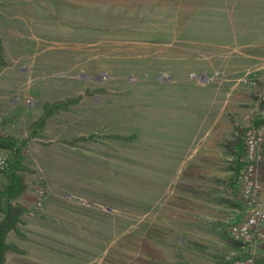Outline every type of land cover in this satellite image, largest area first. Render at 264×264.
Wrapping results in <instances>:
<instances>
[{
    "label": "rangeland",
    "instance_id": "obj_1",
    "mask_svg": "<svg viewBox=\"0 0 264 264\" xmlns=\"http://www.w3.org/2000/svg\"><path fill=\"white\" fill-rule=\"evenodd\" d=\"M181 5L0 0V131L26 137L47 100L81 96L23 146L36 169L20 197L30 211L7 236L22 251L4 264H232L259 250L260 237L244 245L224 231L247 212L240 189L230 198L177 182L219 120L233 139L232 125H251L258 113L264 11H250L239 34L250 50L242 58L238 41L212 42L215 27L201 31L192 4ZM170 194L201 203L197 218L162 213ZM152 224L166 241L146 235Z\"/></svg>",
    "mask_w": 264,
    "mask_h": 264
},
{
    "label": "trees",
    "instance_id": "obj_2",
    "mask_svg": "<svg viewBox=\"0 0 264 264\" xmlns=\"http://www.w3.org/2000/svg\"><path fill=\"white\" fill-rule=\"evenodd\" d=\"M6 61V51L0 38V64L6 63ZM80 99L81 96L76 95L64 97L59 100H47L42 106V112L38 118L30 124V133L26 137L21 138L0 131V148H6L8 150L7 154L0 158V172L5 178L4 184L0 186V264L5 263L9 253L22 251L18 245L8 241L7 236L10 231H20L19 224L22 223L25 214L30 211L29 207L20 197L28 190V175L34 173L36 169L25 162L23 146L45 125L47 118L55 113L69 110L70 106L78 103ZM257 104L259 111L253 118L251 125H232L236 132L233 139L227 138L223 133L230 124L229 121L224 119L216 123V128L207 139L208 146H217L221 144L230 149L233 153V157L230 160L233 175L227 180L230 187L235 183L240 184L245 161V138L248 132L251 127L257 126L264 121V98L260 97ZM79 138L81 137H78V139ZM262 152L263 158L259 162L258 171L261 191L264 196V140L262 142ZM199 171H201L199 166L188 164L182 169L181 176H189L191 178L198 177L200 176ZM177 186L193 192H202L201 188L193 181L184 182L181 180L177 182ZM200 208H203L201 203L178 194H170L161 206L160 211L169 216L188 220L196 219L197 216L195 215V211ZM233 223V221L225 223L224 226V231L230 235L231 238L233 236L230 233L229 227ZM145 233L147 236L160 241H166L169 236V233L158 224L150 225ZM258 247L259 250L254 253L253 264H264V239L261 240ZM233 260L235 261L236 259ZM224 262L226 261H220L218 264H224Z\"/></svg>",
    "mask_w": 264,
    "mask_h": 264
},
{
    "label": "crops",
    "instance_id": "obj_3",
    "mask_svg": "<svg viewBox=\"0 0 264 264\" xmlns=\"http://www.w3.org/2000/svg\"><path fill=\"white\" fill-rule=\"evenodd\" d=\"M165 1H168V3L171 2V0ZM178 2L179 4H182L180 7H178L181 9L182 7L187 8V5L192 4L189 7H193L194 10V15L192 16L194 24L198 26L201 31H203L206 26L211 27V29L215 27L216 31H211L209 34L210 40H212V42L238 41L237 43H239L240 52H242L239 54V56H241L242 58H248V52H250V50L248 47L242 44L245 42H242L243 40L240 37L244 30V27L252 22L249 19L250 11H264V0H178ZM198 12L199 15H197ZM181 14L182 13L178 14V17L180 19L183 18ZM255 17H253V20L257 19ZM210 135H208V137ZM208 137L200 146L194 147V152L191 153L192 160L187 161L180 168V177L182 179H179V181H193L201 188L202 194H209V191L212 190V192H221L218 194V196L230 197L229 195L232 196L239 191L240 185L238 183H235L232 187H230L227 183L228 178L233 175V169L226 161H222V155L224 153H228L227 159L231 160L233 157V153L230 149L221 144L217 146H208ZM188 164L199 166L201 169V171H199L200 176H196L194 178H191L189 176L182 177L181 171ZM225 164H227L228 166L226 167ZM221 167H225L224 170H219V168ZM223 171L225 172L221 174ZM206 180L210 181L206 183ZM211 181L219 182L221 183V185H219V183H211ZM203 191H205L206 193H203ZM236 217L237 220L240 219V215Z\"/></svg>",
    "mask_w": 264,
    "mask_h": 264
},
{
    "label": "built area",
    "instance_id": "obj_4",
    "mask_svg": "<svg viewBox=\"0 0 264 264\" xmlns=\"http://www.w3.org/2000/svg\"><path fill=\"white\" fill-rule=\"evenodd\" d=\"M264 98V95H263ZM264 121L253 127L245 138V161L240 178V195L247 207L243 218L231 224L229 230L234 239L243 244L249 243L254 236L264 239V198L259 182V162L263 158ZM254 253L243 259H236L232 264H253Z\"/></svg>",
    "mask_w": 264,
    "mask_h": 264
}]
</instances>
